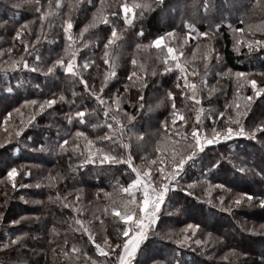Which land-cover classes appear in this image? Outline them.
Returning a JSON list of instances; mask_svg holds the SVG:
<instances>
[{"label": "snow or ice", "instance_id": "obj_1", "mask_svg": "<svg viewBox=\"0 0 264 264\" xmlns=\"http://www.w3.org/2000/svg\"><path fill=\"white\" fill-rule=\"evenodd\" d=\"M38 2L39 0H36V3ZM153 5L159 7L161 11L169 7L166 0H111V2L66 0V4L65 0H55L54 5L49 0L46 8L37 7L35 11L39 13L40 33L44 32L45 27L52 28V20L60 15L66 41L63 55H57L51 60L46 73L53 77L58 71L61 75L69 74L73 83L82 85V92L79 96L75 91L71 92L73 99L69 100L63 91H53V88L58 87L55 82L46 83L45 88H48L50 98L25 99L20 107L11 111L5 110L0 123V128L5 133L4 138L0 139V153H9L10 156L15 154L18 158L19 153L28 149L29 144H38L32 136L27 135V130L36 126L37 116L55 114L62 117L64 127L69 131H61L57 125L53 143L58 155L68 157V172L72 174L74 186L61 195L57 184L66 177L58 172L56 175L49 173L45 178L46 183H37L34 187L57 189L54 196H48V200L55 201L64 209L74 213V230L86 235L88 241L94 245L95 252L99 254V259H94L73 244L68 251L62 249L69 264H72L73 260L79 264H189V261L184 259L185 250L193 254L191 264H236L241 256L245 258L243 264H247L248 253L239 251V245L231 243L232 237L229 234L215 235V232L222 230L216 228L210 221L218 215H227L234 219L237 212L248 208L264 212V187L256 191L234 192L227 186L231 182L228 179L229 175L233 177L240 175L244 178L249 172L257 169L256 175L260 176L261 183L264 184V156L253 160L244 158L243 162L237 165L230 158L231 148L226 149L228 155L216 152L214 156H209V153L212 146H224L222 142L232 141L238 137L247 138L264 146V118H257L254 123L249 122L248 126L245 124L255 99H264V72L258 74L259 79L253 78L257 75L253 72H233L231 69H226L216 73L217 76L233 78L236 81L233 99L223 105V110L203 107L204 98L201 93L207 90L210 96L215 91L214 87L209 86L208 77L213 67L212 60H220L219 53L213 46L220 29L227 27L230 30L233 48L236 51L239 52L241 47H245L250 53L260 52L264 51V38H256V34H264V18L257 25L236 27L231 22L223 23L231 17L220 16L218 18L221 23L209 24L207 31H201L193 23H186L188 31L183 37L173 28L156 35L146 44L135 43L137 51L156 50L155 60L160 65L161 75L171 73L175 76L173 86L165 89V99L169 101V107L165 109L167 115L158 121L159 128L154 133L160 138L155 141L153 153L140 156L141 163L136 164L137 157L133 153L143 150L145 133L133 130L140 125L137 117L143 119L141 113L146 108L144 90L148 88V80L145 77L156 76L158 73L155 69L150 73L145 71L144 64H138L133 54L130 60L133 70L127 75V82L123 85L124 92L120 93L119 89L113 90L110 84L117 78L113 48L118 41L123 42V34L128 28H138L135 31L136 39L144 37V29L138 27V21L142 20L147 12L155 10ZM65 6L67 13H61V9ZM235 6L242 9L249 7L258 9L264 17V0H255V3L252 0H243ZM209 7L210 5L205 2V13ZM90 9L91 18L74 32L76 14L88 12ZM245 15L246 13H242L235 19L243 24ZM45 21H48L47 25ZM35 22V20H25L14 31L12 40L23 45V52L17 58H13L15 43L12 47L0 48V71L4 74L0 78V92L4 93L0 96V100L18 95L19 90L27 86L21 79H16L15 83H12L10 79L12 73L23 69L31 72L40 71L39 67L30 66L28 57H32L37 63L42 62L41 55L36 51V44L41 36L36 35L35 41L32 42L21 39L22 36L31 35L32 29L29 26ZM120 24L123 25L122 28L119 27ZM100 25L109 27L110 34L93 45L85 38L86 34L90 35L91 30L97 29ZM0 27L6 28L7 21L0 22ZM193 33L196 43L192 48L191 56L186 57L185 46L189 45V38ZM201 38H206L207 43L202 44ZM96 48H99V56L96 55ZM82 50L91 52V55H84ZM5 56L8 57L6 60L3 59ZM97 59H100L105 66L98 85L92 73L88 72L90 68L100 71L101 66L96 63ZM249 86L252 94L241 95V92ZM33 87L42 92L39 84ZM130 87L137 90L136 103L132 105L136 109V115L127 112L124 108ZM160 87L163 85L161 84ZM81 97V103L77 105L76 99ZM177 99L181 101L183 107H177ZM89 102H94L96 106L89 109L87 107ZM163 103L164 100H161L156 107H160ZM25 106L31 109L27 119L23 118L24 114L21 112V108ZM65 106L68 107L67 112L64 111ZM186 110L189 112L187 116ZM148 111H151V106H148ZM98 112L103 114V126L107 131L102 136L92 138L81 128L88 127L91 118L97 116ZM14 114L19 118L18 122L13 121ZM261 117H264V112H261ZM91 127L94 129L100 125L93 124ZM51 130L50 125L48 131ZM45 147V144H39L41 152ZM236 159L241 158L236 157ZM73 160L76 162L73 163ZM249 163L254 167L249 168ZM118 165L127 166L126 172L129 175L127 185H114L115 194L102 188L97 189L95 197L109 201L103 208V213L122 223L115 235L109 236L104 233L100 242H97L95 231L89 226L91 221L80 218L88 210L91 202L89 205L83 203L84 189L75 187V183H79L76 178L82 174V170L89 169L90 166L104 169ZM21 167L24 168L23 171ZM220 174H223V181ZM31 175L32 171L27 166H11L6 171V179L13 190L17 187H32L17 182L18 176L23 178ZM178 194H184V205L176 199ZM20 199L24 200V197ZM6 200L7 195H5ZM173 201L175 204L172 203ZM24 202L28 203L26 200ZM190 202L200 210L198 222L180 221L183 227L178 231L170 230L163 234L158 231L165 227L166 219H172L168 214L169 207L174 208L178 214L176 219L179 220V214H190L188 206ZM3 215V212H0V221ZM93 218L99 219L95 216ZM27 219L29 217L21 216L11 220L10 224L18 225ZM186 219L193 218L189 215ZM236 223L242 233L258 236L264 240V223L259 225L253 223L251 226L247 221L243 224L239 221ZM24 235L27 234H15V232L12 235L5 234L4 238L0 239V250L16 247ZM152 237H160V243L169 241L173 246L170 248V255H165L163 252L149 254L147 250L152 243L150 239ZM216 249H219V252L215 251ZM200 256H209V259L200 260ZM252 264H264V253H261L259 259H254Z\"/></svg>", "mask_w": 264, "mask_h": 264}, {"label": "trees", "instance_id": "obj_2", "mask_svg": "<svg viewBox=\"0 0 264 264\" xmlns=\"http://www.w3.org/2000/svg\"><path fill=\"white\" fill-rule=\"evenodd\" d=\"M51 2L53 5L55 4V0H51ZM107 2H111V0H107ZM205 2L210 5L206 13L204 11ZM241 2H243V0H166V3L169 5L167 9L161 11L159 7L153 5L155 10L147 12L143 19L138 21V27H143L144 29V37L142 39H136L135 37V31H137L138 28H129L127 29L128 31H125L123 34V42L121 43L118 41L117 45L114 46L113 54H115L114 57L117 64V78L110 84L113 90L119 89L120 93L124 92L123 85L127 82V75L133 70L130 63L133 54H135L138 64H144L145 71L150 73L155 69L158 73L156 76L145 77V79L148 80V88L144 90L146 108L141 113L143 119L137 117V119L140 120V125L137 126V129L133 130L143 131L145 133L142 144L143 150L133 153L137 157L135 160L136 164L141 163L139 159L140 156H143L145 153L149 155L153 153L155 141L160 138L159 135H154V133H156L159 128L158 121L163 119L164 115H167L165 109L169 107V101L165 99V89L173 86L175 76L171 73L161 75L160 65L156 63L155 60L156 50L149 49L148 52L137 51L135 49V43L148 42L149 40L147 39L152 35H159L173 28L180 34L182 33L185 35L188 31L186 23H193L201 31H207L209 24L214 25L221 23V20L218 18L220 16L231 17L230 20H224L223 23L227 24L231 22L236 27H244V25H253L261 22V19L264 17L261 16L258 9H252L251 7L242 9L235 6ZM252 2L255 3V0H252ZM48 3L49 0H39L38 3H36V0H0V22L7 21L6 28L0 27V48L12 47L13 43H15L13 58H17L23 52V45L18 41L14 42L12 40L14 31L23 21L35 20L36 22L29 26L32 29L31 35L22 36L21 39H27L29 42H32L35 41L36 35L39 34L41 36L40 41L36 44V51L41 55L42 62L37 63L32 57H28V60L30 66L35 65L40 69H44V71L40 70L39 72H31L28 69H23L17 70L16 73L11 74L10 79L12 83H15L16 79H21L26 82L27 86L22 87L18 95L8 96L6 99L0 100V105L3 103V105L0 106V123H2L1 118H3L5 110L11 111L13 108L20 107L25 99L42 100L44 98H50L48 96L49 90L45 88L46 83L55 82L58 87L53 88V91H63L69 100L73 99L71 92L75 91L78 96L82 92V85L73 83L69 74L61 75L58 71L56 76L53 77L45 73L51 60L55 59L57 55H63V48L66 42L62 32L60 15H57V17L52 20V28L45 27L42 34L39 31V13H37L35 9L41 6L46 8ZM61 13H67L66 6L61 9ZM242 13H246L243 24L238 23L235 19V17L240 16ZM90 18L91 9L88 12L76 14L73 31L77 32ZM47 23L48 21H45V25H47ZM119 27L122 28L123 25L120 24ZM107 34H110V28L100 25L97 29L91 30L90 35L86 34L85 38L95 45L99 41L104 40ZM217 37L213 42V46L217 52L220 51L222 57H220L219 61L215 59L212 60L211 63L213 67L209 74L208 82L212 81V79L214 81L208 84L214 85L215 91L212 93V97L218 103V110H223V105L229 103L233 99L236 92V81L233 78L217 76L216 73L231 69L233 72H253L257 74V77L260 72H264V51H254L250 53L245 47H241L239 52L236 51L233 48V37L227 27H222ZM256 38H264V34L257 33ZM190 39L194 41L189 47V49H192L196 43L195 33H193ZM200 42L202 44L207 43V40L206 38H201ZM100 47H102V45H100ZM95 51L96 55L99 56V48H96ZM83 54L91 55V52L83 51ZM7 58L6 56L3 59L6 60ZM96 63L100 64V71L97 72L93 68H90L88 72L92 73L95 83L98 85L105 66L100 59H97ZM176 74L178 75V73ZM3 75V71H0V78H2ZM253 78H255V76ZM36 84L40 85L42 92L33 87V85ZM161 84L163 87H160ZM153 85L156 86L153 87ZM251 94L250 86L241 92V95ZM3 95L4 93L0 92V96ZM136 96L137 90L130 87L129 93L126 96L124 108L133 115H136V109L132 107V105L136 103ZM81 99L82 97L76 99L77 105L81 103ZM161 100H164V103L160 107H156ZM95 106L94 102H89L87 104L89 109ZM148 106H151V111H148ZM177 106L179 108L183 107L179 99H177ZM205 108H210L208 102H206ZM30 111L31 109L28 106L21 108V112L24 114L23 118L27 119ZM64 111H68L67 106H65ZM261 112H264V99L256 98L252 104V111L245 121L246 126H248L249 122H256L257 118H264L261 117ZM12 119L18 122L19 118L14 114ZM103 120L104 117L102 112H98L97 116L91 118L88 127L81 128V130L87 132L88 136L92 138L95 136H102L104 132L107 131L103 126ZM93 124L100 125V127L93 129L91 127ZM50 125L52 126V130L48 131ZM57 125H59L61 131H69L68 128L64 127L62 117H58L55 114L51 116L43 114L37 116L36 126L27 130V135L32 136L38 141V144H29L28 149L22 150L18 158L15 154L10 156L9 153H0V157H2V159H0V212L4 214L2 221H0V239L4 238L5 234L12 235L13 232H15V234H27L23 236L22 241L16 247L9 250H0V264H69L68 259L63 255L62 249L68 251L73 244L81 248L84 252H87L88 256L99 259V254L95 252L94 245L88 241L87 236L81 235V233L74 230V213H72L71 210L61 207L59 203L48 200V196H54L57 189H50L47 187L37 189L33 186L26 188L17 187L13 190L10 182L6 179V171L9 167L27 166L31 169L32 175L24 176L23 178L18 176V184L21 182L25 185L46 183L45 178L49 173L56 175V173L59 172L66 177L65 180L57 184V188L61 195L65 194L74 186L72 174L68 172V157L58 155L53 143ZM9 127H11V125H9ZM71 130L75 131V129ZM4 136L5 133L3 136H0V139H3ZM133 143L135 144V142ZM222 143L224 146H212L211 151L218 152V149L222 151V149L226 150L231 148L232 155H235V151H237V154H239L241 158H246L248 160L259 159L261 156H264V146L249 139L240 140L234 138L232 141ZM39 144H45V150L43 152H34L31 148L34 146L39 148ZM249 144L252 145L254 152ZM117 151H119V149H117ZM212 154L214 156L216 152ZM75 162L76 161L73 160V163ZM249 166L250 164H248V167ZM126 168V165H118L104 169L90 166L89 169L82 170V174L76 178L79 183H75V187H82L84 189L83 203L89 205V202H91L88 210L80 218L91 221L89 226L95 231L97 242H100L101 236L104 233L109 236L115 235L122 222L113 220L111 216L103 213L102 210L109 201L104 198L97 199L95 197V192L97 189L102 188L107 192L114 193V185L126 186L129 182V175L126 172ZM109 169L114 170V174L110 177L106 172L110 171ZM23 170L24 168L21 167V171ZM220 175L221 181H223V174ZM228 179L231 182L228 183L227 186L232 188L234 192L256 191L259 186L264 187V184L261 183L260 176H246L241 178L240 175L235 177L229 175ZM5 195H7L6 201ZM20 197H24V200H21ZM176 199L180 201L181 205H184V194H178ZM25 200L28 201V203H25ZM37 201H42L43 203H36ZM173 204H175V201H173ZM188 206L190 208V214H182L183 217L179 215V220L176 219L177 215H171L172 219H166L165 227L160 230L162 234L170 230L178 231L183 227V223L180 221H199L200 210L191 202ZM173 210L174 208L172 207L168 209L170 212ZM189 215L193 219H186ZM21 216L29 217V219L21 221L18 225L10 224L11 220L18 219ZM93 216L99 217V219H94ZM235 216L241 220L242 223L247 221L249 226L253 223L257 225L262 222L264 223V212H261L259 209L248 208L237 212ZM31 217H38V219H31ZM101 221L103 222L101 223ZM210 223L222 230L221 232H215V235L224 233L229 234L232 237L231 243L234 245L238 244L239 251L248 253L247 264H252L254 259H259L261 253H264V240L259 242L258 240H261V238L258 236L242 233L241 229L237 226L235 218L233 219L227 215H218L213 217ZM168 226H170V228ZM53 227H55V232H53ZM166 227H168L169 230H166ZM231 227L238 232V238H236L234 232L230 230ZM208 230L213 231V229ZM151 240L155 242L154 244H149L147 250L149 254L163 252L165 255H170V248L173 246L169 241L160 243V237H152ZM65 241H67V244H65ZM215 251L219 252V249ZM197 256H199V252H197ZM162 258L163 257H161V259ZM184 259L188 260L189 264H191L193 254L185 250ZM206 259H209V256H200V260ZM244 259L245 258L241 256L236 264H243ZM72 264H79V262L73 260Z\"/></svg>", "mask_w": 264, "mask_h": 264}, {"label": "rangeland", "instance_id": "obj_3", "mask_svg": "<svg viewBox=\"0 0 264 264\" xmlns=\"http://www.w3.org/2000/svg\"><path fill=\"white\" fill-rule=\"evenodd\" d=\"M260 23V22H259ZM259 23H256V24H253V25H257V24H259ZM245 26V25H244ZM129 29V28H128ZM126 31H128V30H126ZM177 33L181 36V37H183L184 36V34H180L178 31H177ZM155 36L156 35H152L150 38H148L147 40H152V39H154L155 38ZM217 37V36H216ZM191 38V37H190ZM189 38V45L188 46H185V56L186 57H190L191 56V51H192V49H189V47L191 46V44H193L194 43V41L192 40V39H190ZM218 38V37H217ZM219 39V38H218ZM138 43H148V42H138ZM127 48V47H126ZM149 50V49H148ZM148 50H146L147 52H148ZM139 51H141V52H146L145 50H139ZM219 53V56L220 57H222V55H221V53H220V51L218 52ZM113 56H115V54H113ZM6 57V56H5ZM4 58V57H3ZM115 58V57H114ZM115 61H116V59H115ZM40 70H42V71H44V69H40ZM46 73V72H45ZM179 74V73H178ZM255 78H257V79H259V76H255ZM214 80L212 79V81H210V82H208V83H212ZM91 83V82H90ZM210 87H214V85H209ZM201 96L204 98L203 100H202V106L203 107H205V105H206V102H208L209 103V106H210V108H212V109H214V110H218L219 108L217 107L218 106V103L216 102V100L212 97V95H208V92H207V90H205L204 92H202L201 93ZM15 98V97H14ZM2 103V102H1ZM1 105H3V103L1 104ZM0 105V106H1ZM4 107V106H3ZM178 107V106H177ZM2 108V107H1ZM179 108V107H178ZM188 108L190 109L191 108V105L189 104L188 105ZM186 111H188V110H186ZM185 115L187 116V115H189V112H185ZM1 119H3V118H1ZM2 121V120H1ZM14 121V120H13ZM4 135V132H3V130H2V128H0V136H3ZM237 139H240V140H242V139H246V140H248L247 138H244V137H238ZM249 146H251L250 148L253 150V152H254V149H253V147H252V145H250L249 144ZM35 147V146H34ZM34 147H32L31 149L35 152V151H37V152H41L40 151V148H34ZM214 152H217V151H214ZM214 152H210L209 153V156H213V154L212 153H214ZM218 152H221V153H224L225 155H228V152L226 151V150H224V149H222V151H220V149H218ZM234 155V154H233ZM232 154H231V159H233V161H234V163L235 164H237V165H240L242 162H243V158H241L240 156H239V154H237V151H235V155L233 156ZM236 157H240L241 159H236ZM48 158V157H47ZM250 164V168H253L254 167V165H252V163H249ZM110 170V169H109ZM257 171V170H256ZM256 171H252V172H249L248 174H247V176L248 177H253V176H256V177H259V175H256ZM107 172V175L110 177L112 174H114L113 172H114V170L113 169H111L110 171H106ZM105 172V173H106ZM104 173V174H105ZM107 176V177H108ZM28 185V184H27ZM30 186H34L35 185V183L34 184H29ZM262 186H259V188H261ZM258 188V189H259ZM257 189V190H258ZM173 203V202H172ZM245 210V209H244ZM168 214H170V215H172V216H175V215H178L176 212H175V210H173L172 212H170V211H168ZM179 215H181L182 217H183V215L182 214H179ZM235 219H236V221H239L241 224H243L242 223V221L241 220H239L236 216L234 217ZM166 223V222H165ZM263 223V222H262ZM169 228H170V226H168ZM168 227H166V230H169V228ZM162 229V228H161ZM161 229H158V231H160ZM230 230L232 231V232H234V235H235V237L236 238H238V232L233 228V227H231L230 228ZM161 232V231H160ZM150 239H152V238H150ZM259 242H261L262 241V239L261 240H258ZM155 242V241H154ZM154 242H152L153 244H154Z\"/></svg>", "mask_w": 264, "mask_h": 264}]
</instances>
